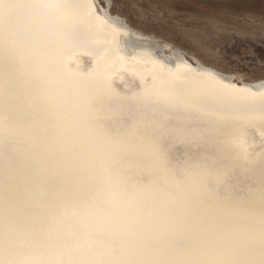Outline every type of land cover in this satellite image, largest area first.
<instances>
[{
	"label": "bare ground",
	"instance_id": "6f19581e",
	"mask_svg": "<svg viewBox=\"0 0 264 264\" xmlns=\"http://www.w3.org/2000/svg\"><path fill=\"white\" fill-rule=\"evenodd\" d=\"M17 2L25 6L11 10L0 31V236L11 239L10 247L0 245V260L101 259L135 248L165 260L258 262L264 87L253 86L264 79L245 82L219 71L230 81L225 84L197 71L202 65L192 54L134 29L95 0ZM128 37L134 47L126 45ZM73 51L86 53L73 72L95 62L90 78L58 74L51 63L54 52ZM110 77L124 95L109 98L105 91L90 109L91 84ZM137 82L182 110L137 104L129 96ZM186 108L194 110L191 118ZM166 115L203 127L222 199L180 189L172 175L191 166V181L203 177L195 160L205 146L181 143L158 157L156 149L133 142L137 129ZM121 137L128 144L114 146ZM6 169L12 176L7 199Z\"/></svg>",
	"mask_w": 264,
	"mask_h": 264
},
{
	"label": "rangeland",
	"instance_id": "374dc122",
	"mask_svg": "<svg viewBox=\"0 0 264 264\" xmlns=\"http://www.w3.org/2000/svg\"><path fill=\"white\" fill-rule=\"evenodd\" d=\"M112 11L204 65L245 82L264 79V0H118Z\"/></svg>",
	"mask_w": 264,
	"mask_h": 264
},
{
	"label": "snow or ice",
	"instance_id": "6c2138e0",
	"mask_svg": "<svg viewBox=\"0 0 264 264\" xmlns=\"http://www.w3.org/2000/svg\"><path fill=\"white\" fill-rule=\"evenodd\" d=\"M118 0H108V12L111 15V6L115 5ZM25 5L17 2V0H0V31L7 29L8 19L11 10L24 7ZM94 6V2H93ZM108 19V17H104ZM86 53L80 52H54L51 57V63L57 67L58 74L66 76H78L88 79L92 76L94 71V61H89V66L86 69L72 71V64L78 59L80 55ZM201 67L196 68L197 71L206 72L208 75L220 80L225 84H229L230 81L224 79V74L219 72L218 69L209 65H204L201 62ZM186 67L192 68V64H186ZM112 79L110 77L97 85L96 83L91 84V95L88 97V107L91 109L95 102L100 100L104 92L107 91L109 98L119 97L124 93L117 92L112 88ZM133 80L136 78L133 76ZM264 83V81H262ZM130 98L133 99L137 104L140 105H153L161 108L166 113H172L175 111H181L179 105L171 102V100L165 95L155 92L154 89H144L137 87L129 94ZM8 98L4 99V103H9ZM187 111L189 117L193 116V109H183ZM135 135L139 137L138 141H133L137 146H147L149 148L156 149L158 157H162L164 154L170 152L172 149L180 145L181 143L195 142L198 145L205 146V152L203 156L197 157L195 160V166L200 171L204 172L203 177L198 178L195 182L191 181L186 173L191 170V166L177 168L172 172L175 179L176 185L180 189L193 188L201 195L210 197L211 199H222L220 194L217 192L213 185V174L217 171V161L213 153L207 150L206 142L208 137L204 134V129L200 124L185 121L183 119H175L171 115H166L164 118L157 120L151 124L145 125L142 129H137ZM248 136L252 137V142L255 143L254 134L249 131ZM261 143H264L262 138ZM114 146L124 147L128 144L127 137H121L119 140L113 141ZM11 173L6 169L4 175V193L5 199L11 195ZM152 182V174H148L147 183ZM206 206V201L203 202ZM174 245L180 248H187L188 245L180 242L173 241ZM0 245L4 247L11 246V239L8 234L0 236ZM201 247L204 246V242H201ZM259 261L254 260H242V259H189V260H165L159 258H153L152 253H148L133 248L132 250L121 252L119 255H114L108 258L101 259H68V260H55V261H16V260H0V264H264V215L261 216L260 228H259Z\"/></svg>",
	"mask_w": 264,
	"mask_h": 264
},
{
	"label": "water",
	"instance_id": "95a60500",
	"mask_svg": "<svg viewBox=\"0 0 264 264\" xmlns=\"http://www.w3.org/2000/svg\"><path fill=\"white\" fill-rule=\"evenodd\" d=\"M95 3L100 7L101 5H103L105 8H106V11L108 12V0H95ZM111 11H112V6H111ZM106 17L107 14L106 13H103ZM116 24L119 23L118 21H114ZM120 24V23H119ZM125 43L126 45L131 48V47H134L136 45L135 41L128 37L126 40H125ZM170 60L173 62V59L170 58ZM188 62L185 61V64H187ZM189 64V63H188ZM0 71H2L1 69V66H0ZM237 83H239V81H237ZM261 87H264V83L262 84H259V85H256V86H253V89L255 90H259Z\"/></svg>",
	"mask_w": 264,
	"mask_h": 264
}]
</instances>
